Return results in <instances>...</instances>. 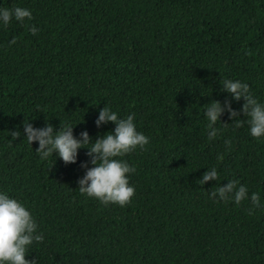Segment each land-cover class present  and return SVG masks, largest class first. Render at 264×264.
<instances>
[{"label":"trees","instance_id":"16d2710c","mask_svg":"<svg viewBox=\"0 0 264 264\" xmlns=\"http://www.w3.org/2000/svg\"><path fill=\"white\" fill-rule=\"evenodd\" d=\"M14 5L31 19L0 26V190L26 206L43 235L25 258L264 264V138L249 135L243 99L220 83L244 81L264 101V0H0ZM211 100L237 116L224 108L209 139L202 110ZM103 105L134 114L148 137L143 149L116 157L135 169L123 206L78 191L86 148L65 164L51 154L42 160L37 142L23 138L26 120L54 131L78 120L73 135L86 129L95 139L114 127L93 123ZM213 167L217 180L199 184ZM230 179L261 206L208 195Z\"/></svg>","mask_w":264,"mask_h":264},{"label":"clouds","instance_id":"9594fccd","mask_svg":"<svg viewBox=\"0 0 264 264\" xmlns=\"http://www.w3.org/2000/svg\"><path fill=\"white\" fill-rule=\"evenodd\" d=\"M25 18L31 19L28 8L18 5L11 8L0 7V26H7L11 20L22 23ZM27 27L32 34L38 31L34 25L29 24ZM220 83L222 89L230 93L233 99H243L239 111L245 117L243 123L248 125L249 135L253 138H264V101H259L252 95L244 81L225 78ZM224 108H227L230 118L237 116L236 111L227 103L222 106L218 100H211L202 110L207 121L209 139L218 134L214 125ZM133 115L129 113L120 117L116 111L103 105L98 109L93 123L99 128L101 124L111 121L114 127L102 135H97L95 139L91 138L86 129L73 135V125L78 120L75 123L66 121L55 131L51 124L34 127L26 120L23 123V138L29 146L33 140L37 142L35 151L42 160H47L51 154L65 164L76 161L78 148H86L85 155L88 160L80 162L84 171L76 181L78 191L96 198L101 204L115 203L123 206L134 192L133 186L128 182V174L135 169L125 160L116 157L123 156L137 147L143 149L148 142V137L136 129ZM241 122L235 121L237 126ZM19 134L18 130H12L10 133L13 138ZM210 177L217 180L214 167L204 171L197 181L203 184ZM208 195L221 201L231 200L237 205L247 198L253 207L261 206L257 193H249L246 185L234 179L226 180V183L218 185ZM248 212L251 214L252 209L249 208ZM42 239L43 235L37 231L36 221L26 206L9 196L6 191L0 190V264H35V259H26L25 254L30 244Z\"/></svg>","mask_w":264,"mask_h":264}]
</instances>
